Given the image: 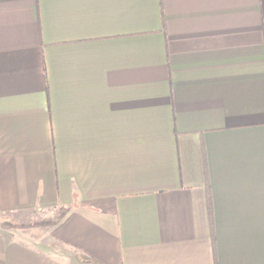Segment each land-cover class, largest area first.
I'll use <instances>...</instances> for the list:
<instances>
[{
  "label": "crops",
  "instance_id": "0c3cea01",
  "mask_svg": "<svg viewBox=\"0 0 264 264\" xmlns=\"http://www.w3.org/2000/svg\"><path fill=\"white\" fill-rule=\"evenodd\" d=\"M0 264H264V0H0Z\"/></svg>",
  "mask_w": 264,
  "mask_h": 264
},
{
  "label": "rangeland",
  "instance_id": "374dc122",
  "mask_svg": "<svg viewBox=\"0 0 264 264\" xmlns=\"http://www.w3.org/2000/svg\"><path fill=\"white\" fill-rule=\"evenodd\" d=\"M62 210L59 208L52 213L38 214L29 218L15 216L11 218L10 222H4L3 224L1 222V225L5 229L11 230L16 236L24 234L26 238L43 241L44 238L48 239L49 231L61 221L64 215Z\"/></svg>",
  "mask_w": 264,
  "mask_h": 264
},
{
  "label": "trees",
  "instance_id": "16d2710c",
  "mask_svg": "<svg viewBox=\"0 0 264 264\" xmlns=\"http://www.w3.org/2000/svg\"><path fill=\"white\" fill-rule=\"evenodd\" d=\"M60 209H63L62 211H64V215H65V213H66V209H64V208H60ZM64 215H63V217H64Z\"/></svg>",
  "mask_w": 264,
  "mask_h": 264
}]
</instances>
